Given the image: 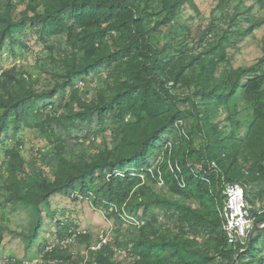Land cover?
<instances>
[{
	"label": "trees",
	"instance_id": "obj_1",
	"mask_svg": "<svg viewBox=\"0 0 264 264\" xmlns=\"http://www.w3.org/2000/svg\"><path fill=\"white\" fill-rule=\"evenodd\" d=\"M262 28L264 0L207 16L197 0H0V61L36 38L40 69L0 72V208L31 223L0 236L34 243L42 202L56 216L53 197H82L114 220L107 242L60 217L57 239L72 230L87 255L43 242L46 264H264V227L230 243L221 215L240 184L252 230L264 222ZM251 39L262 55L237 65Z\"/></svg>",
	"mask_w": 264,
	"mask_h": 264
},
{
	"label": "rangeland",
	"instance_id": "obj_2",
	"mask_svg": "<svg viewBox=\"0 0 264 264\" xmlns=\"http://www.w3.org/2000/svg\"><path fill=\"white\" fill-rule=\"evenodd\" d=\"M218 0H197L198 5L203 11L204 15H210L212 8L215 7ZM253 2V1H251ZM187 11V13H189ZM186 13V14H187ZM259 37H264V28L257 32ZM28 45L33 47V49H24V55L19 56L15 59L14 56H11L10 53L5 54L0 61V72L3 68H8L14 64H17L19 67H23L28 73L32 74V77L36 79L40 76V69L35 67V54L33 50H37L36 38L28 39ZM259 42L254 41L253 39L248 40L243 43L242 52L238 55L236 64H252L255 60L262 55V51L258 46ZM29 50V51H28ZM97 82V81H96ZM38 133L36 131L28 132L26 134L27 145L33 148L32 152L29 154L25 151V156L28 159L31 155H36V148L38 145L42 144L37 137ZM41 139V138H40ZM53 209L56 210V216L50 210V207L45 202L41 203V208L43 210V227L39 230L40 240L34 241V243H28L26 239L21 236H14L11 231L4 229L2 237L0 236V258L5 255L13 254L19 259H27L34 264H44L43 262L37 263L40 261L39 253L43 249V242L53 243L58 238L59 226L57 220L60 217L63 218H72L76 220L79 218L81 223V229L87 228L92 233L91 246H97L100 241L99 239L107 238V236H102L105 234V230L110 229L112 226H115L114 220L107 221L105 217V212L101 207L92 206L87 200L82 201L83 199L79 198L74 200V198L66 196H55L53 197ZM251 206V205H250ZM60 211H64L65 215H60ZM6 215H3V211L0 208V225L9 226L10 229L16 230L18 233L26 234L31 229L30 218L28 213L20 208L16 212L11 211V205L6 208ZM122 231H125V227L121 228ZM24 231V232H21ZM2 238V239H1ZM100 248V247H99ZM73 250L78 251L82 250L87 255L86 245H82L80 241ZM129 250H120L119 255L125 256ZM35 259V261H32Z\"/></svg>",
	"mask_w": 264,
	"mask_h": 264
},
{
	"label": "built area",
	"instance_id": "obj_3",
	"mask_svg": "<svg viewBox=\"0 0 264 264\" xmlns=\"http://www.w3.org/2000/svg\"><path fill=\"white\" fill-rule=\"evenodd\" d=\"M224 193L226 198L221 215L224 219V227L228 233L229 241L230 243H237L240 240H246L254 226V219L246 201L245 189L240 184H228ZM128 221H130V218ZM107 238H102V241L97 246H92V249L96 250L101 247L102 244L107 242ZM68 242L69 240H67ZM17 261L15 256L5 255L0 258V264H16ZM23 263L29 264L27 260H24Z\"/></svg>",
	"mask_w": 264,
	"mask_h": 264
},
{
	"label": "clouds",
	"instance_id": "obj_4",
	"mask_svg": "<svg viewBox=\"0 0 264 264\" xmlns=\"http://www.w3.org/2000/svg\"><path fill=\"white\" fill-rule=\"evenodd\" d=\"M80 198L82 199V197H80ZM80 229H81V227H80ZM75 234L76 233H74V232H72V230H70V233L66 237H64L63 239H60V240L56 239L55 242L49 243L48 246H46L45 251L53 250V252H54L57 247H61L62 249H68L70 252L72 251L74 255H77L80 250H78V251L73 250V248H75L76 245H78V242H79V240H76ZM67 240H69L68 243H67ZM101 240H102V238H101ZM101 240H100V242H101ZM41 251H43V250H41ZM44 255H45V252L44 253H41V252L39 253L40 261H38L37 263L43 262L44 264H46L45 260H44ZM8 256H14V255L13 254H9ZM16 258H17L18 261L21 260L22 264H24L23 263L24 260H27V259H19L18 257H16ZM18 261L16 263H18ZM27 261L29 262V264H34V262H31L29 260H27ZM32 261H35V259H33Z\"/></svg>",
	"mask_w": 264,
	"mask_h": 264
},
{
	"label": "water",
	"instance_id": "obj_5",
	"mask_svg": "<svg viewBox=\"0 0 264 264\" xmlns=\"http://www.w3.org/2000/svg\"><path fill=\"white\" fill-rule=\"evenodd\" d=\"M261 227H264V222H260L257 227L255 229H253L251 232H250V236H252L256 230H258V228H261ZM238 257H236L232 262L231 264H234L236 262Z\"/></svg>",
	"mask_w": 264,
	"mask_h": 264
}]
</instances>
